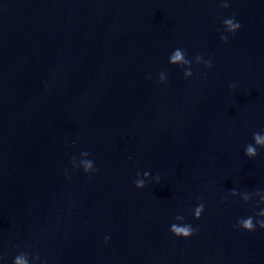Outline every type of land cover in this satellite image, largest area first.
<instances>
[{
	"label": "water",
	"instance_id": "obj_1",
	"mask_svg": "<svg viewBox=\"0 0 264 264\" xmlns=\"http://www.w3.org/2000/svg\"><path fill=\"white\" fill-rule=\"evenodd\" d=\"M219 2L0 0V264H264V0Z\"/></svg>",
	"mask_w": 264,
	"mask_h": 264
},
{
	"label": "clouds",
	"instance_id": "obj_2",
	"mask_svg": "<svg viewBox=\"0 0 264 264\" xmlns=\"http://www.w3.org/2000/svg\"><path fill=\"white\" fill-rule=\"evenodd\" d=\"M230 5V0H220L219 6L222 8H228ZM235 21V22H233ZM241 27L240 21L236 19L235 14L232 15L231 19L226 21L225 31L234 35ZM220 39L222 41H227L230 39L227 35H221ZM170 62H182L187 63L188 61L184 58L183 52L180 48H176L173 50V53L169 57ZM204 63L208 67H212V61L206 60ZM252 143H249L245 148V155L249 158H253L257 156V145L264 146V134L255 133L253 136ZM90 174H94L98 171V168H92L91 163L89 162L85 166V171H89ZM65 174L67 175V170H65ZM141 186V185H138ZM257 195H259L260 200L257 202L256 208L254 212L257 216L264 217V207H261V204H264V193L257 191ZM247 200V197H246ZM205 205L201 202L195 209V213L193 218L199 219L204 212ZM233 228L242 229L247 232H253L257 229L264 230V219H256L253 215L241 216L237 218L236 222L233 224ZM169 231L177 236L182 238H188L195 234L197 229L190 222H186L183 226L177 227L175 224H172L169 227ZM110 239L108 235L104 236L105 242ZM12 264H27V260L21 256H16L13 258Z\"/></svg>",
	"mask_w": 264,
	"mask_h": 264
}]
</instances>
